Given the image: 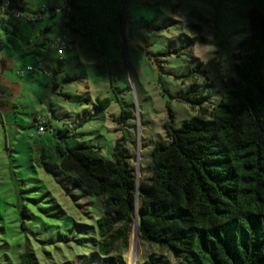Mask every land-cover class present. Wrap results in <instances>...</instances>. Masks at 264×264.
<instances>
[{
	"label": "rangeland",
	"instance_id": "1",
	"mask_svg": "<svg viewBox=\"0 0 264 264\" xmlns=\"http://www.w3.org/2000/svg\"><path fill=\"white\" fill-rule=\"evenodd\" d=\"M18 1L30 15L61 0ZM72 3L75 49L52 52L51 77L44 73L49 68L27 70L47 56L60 17L9 20L0 28V83L6 90L0 98V264H18L25 253L37 264H88L102 206L59 170L60 140L52 133L63 136L66 147L92 145L109 160L125 138L138 179L147 178L154 145L166 141L164 126L180 128L195 115L182 100L187 91L195 85L217 100L216 89L186 76L217 58L224 75L237 78L235 63L245 56L239 44L252 33L249 14L264 15V0ZM176 48H183L179 55ZM36 116L50 130L33 139ZM133 248L136 264L147 263L155 251L133 233L126 264Z\"/></svg>",
	"mask_w": 264,
	"mask_h": 264
},
{
	"label": "trees",
	"instance_id": "2",
	"mask_svg": "<svg viewBox=\"0 0 264 264\" xmlns=\"http://www.w3.org/2000/svg\"><path fill=\"white\" fill-rule=\"evenodd\" d=\"M249 17L237 78L226 77L217 58L186 76L216 89L217 100L195 85L187 91L182 100L195 115L180 128L164 126L166 141L154 145L147 178L138 181L125 138L109 160L95 146L66 147L52 133L60 140L59 170L102 206L88 264H126L136 216L142 242L155 249L145 264H264V15ZM75 22L74 14V33ZM18 264L37 263L25 253Z\"/></svg>",
	"mask_w": 264,
	"mask_h": 264
},
{
	"label": "built area",
	"instance_id": "3",
	"mask_svg": "<svg viewBox=\"0 0 264 264\" xmlns=\"http://www.w3.org/2000/svg\"><path fill=\"white\" fill-rule=\"evenodd\" d=\"M56 17H60L61 24L59 26L57 35L53 41L50 42L47 56L44 60L36 63L35 65L28 67V72H41L46 68L50 71H44L47 77L53 75L52 72V60L51 55L53 51H73L75 49V42L72 39L73 31V17L74 8L72 6V0H61L56 5H44L39 12L26 15L17 9L12 8L10 0H0V28L3 24L9 20L26 21L30 23H36L42 20H49ZM25 73H21L24 75ZM47 121L43 116H36L33 120V125L36 127L37 134H33L31 137H42L48 134Z\"/></svg>",
	"mask_w": 264,
	"mask_h": 264
},
{
	"label": "bare ground",
	"instance_id": "4",
	"mask_svg": "<svg viewBox=\"0 0 264 264\" xmlns=\"http://www.w3.org/2000/svg\"><path fill=\"white\" fill-rule=\"evenodd\" d=\"M125 19V18H124ZM136 241V240H135ZM134 242V241H133ZM140 248V247H139ZM140 258V257H139ZM138 259V249L133 248L130 253L129 262L134 264L135 261Z\"/></svg>",
	"mask_w": 264,
	"mask_h": 264
},
{
	"label": "water",
	"instance_id": "5",
	"mask_svg": "<svg viewBox=\"0 0 264 264\" xmlns=\"http://www.w3.org/2000/svg\"><path fill=\"white\" fill-rule=\"evenodd\" d=\"M137 179H138V177H137ZM138 181H139V179H138ZM138 225H139V219H138V216H136L135 226H134V231H133L135 238H138L139 237ZM134 264H136V262H134Z\"/></svg>",
	"mask_w": 264,
	"mask_h": 264
},
{
	"label": "crops",
	"instance_id": "6",
	"mask_svg": "<svg viewBox=\"0 0 264 264\" xmlns=\"http://www.w3.org/2000/svg\"><path fill=\"white\" fill-rule=\"evenodd\" d=\"M3 25H4V24H3ZM3 25H2V26H3ZM74 28H75V27H74ZM2 64H3V67H4V68H7V67H8V65H7L6 62H2ZM2 86H4V85L0 83V87L3 89V90H2V89H0V90H2L3 93H5L6 90H5ZM3 93H2V94H3ZM0 98H1V96H0Z\"/></svg>",
	"mask_w": 264,
	"mask_h": 264
},
{
	"label": "flooded vegetation",
	"instance_id": "7",
	"mask_svg": "<svg viewBox=\"0 0 264 264\" xmlns=\"http://www.w3.org/2000/svg\"><path fill=\"white\" fill-rule=\"evenodd\" d=\"M0 89H2L1 87H0ZM3 90V89H2ZM2 90H0V96H2V93H3V91ZM4 94V93H3Z\"/></svg>",
	"mask_w": 264,
	"mask_h": 264
}]
</instances>
